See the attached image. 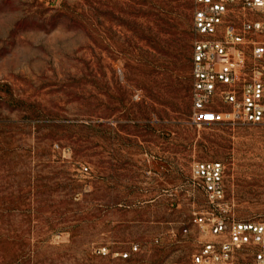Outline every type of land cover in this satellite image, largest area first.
I'll return each mask as SVG.
<instances>
[{
  "label": "rangeland",
  "instance_id": "rangeland-1",
  "mask_svg": "<svg viewBox=\"0 0 264 264\" xmlns=\"http://www.w3.org/2000/svg\"><path fill=\"white\" fill-rule=\"evenodd\" d=\"M192 5L0 0V264H191L201 159L264 221V122L191 119Z\"/></svg>",
  "mask_w": 264,
  "mask_h": 264
},
{
  "label": "built area",
  "instance_id": "built-area-1",
  "mask_svg": "<svg viewBox=\"0 0 264 264\" xmlns=\"http://www.w3.org/2000/svg\"><path fill=\"white\" fill-rule=\"evenodd\" d=\"M192 27V122H264V0H193ZM223 172L220 161L191 164L207 202L194 221L205 224L210 235L191 264H229L239 249L252 264H264V221L225 214ZM127 256L120 253L122 259Z\"/></svg>",
  "mask_w": 264,
  "mask_h": 264
}]
</instances>
